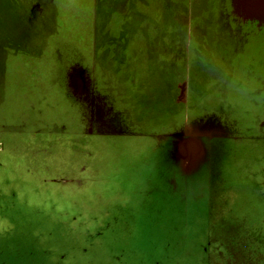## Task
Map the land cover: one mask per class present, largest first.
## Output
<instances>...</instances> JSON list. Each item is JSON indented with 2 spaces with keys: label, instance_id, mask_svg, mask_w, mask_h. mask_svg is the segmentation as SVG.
<instances>
[{
  "label": "rangeland",
  "instance_id": "obj_1",
  "mask_svg": "<svg viewBox=\"0 0 264 264\" xmlns=\"http://www.w3.org/2000/svg\"><path fill=\"white\" fill-rule=\"evenodd\" d=\"M40 6L50 26L32 35ZM204 40L212 51L195 68ZM93 66L125 93L116 111L108 95L84 102L70 86ZM200 69L234 85L210 103L192 85ZM124 96L135 134L110 140ZM175 134L224 137L210 195L168 183ZM207 203L224 209L210 211L220 217L193 259L264 264V0H0V264H113L112 229L143 263L187 264Z\"/></svg>",
  "mask_w": 264,
  "mask_h": 264
},
{
  "label": "flooded vegetation",
  "instance_id": "obj_2",
  "mask_svg": "<svg viewBox=\"0 0 264 264\" xmlns=\"http://www.w3.org/2000/svg\"><path fill=\"white\" fill-rule=\"evenodd\" d=\"M131 6L128 5L127 7L129 8ZM51 18L52 15H50L47 11L43 10L41 8V6L39 7V11L37 13V15L33 18V24L29 27H33L36 24L37 21V25L35 27H33L31 29V33L32 35H35L36 32H45L48 30L49 26H50V22H51ZM97 26H99V23H97ZM39 37V36H37ZM32 39L26 38V45L29 46L30 42ZM205 43H199L200 45H204L205 48L204 50L201 51H197L195 50V53H193L190 49V51L196 55V63H195V68L200 66V62H204V60H207V56L206 54L210 53L212 50L210 47H207L208 45V41L204 40ZM54 40L51 41V44H53ZM104 53H102V59L98 60L99 63V68L102 69L108 76V78L110 77V73L108 70H110V68L112 67V57H113V52H106L105 50L103 51ZM96 54V53H95ZM97 55V54H96ZM201 58V61L198 62V58ZM8 56L5 57V55H3V63H5L7 61ZM7 64V62H6ZM91 67V66H89ZM241 66L238 65V67L234 70L239 71V68ZM90 74L92 75V78H87L83 72H79L81 74H78L76 80H77V85H73L72 79L70 78V86L73 88V90H75V92L78 94L79 99L85 101H91L94 98H99L100 95L105 94L108 95V109L110 110H114L116 111V109L119 106V102L117 100V95L119 93L125 94L121 91V87L118 84L117 80L116 82H111L106 75H102L100 82L98 83L97 79H96V74H97V70L96 67L93 66L91 68V70L89 71ZM70 77V76H69ZM192 77H195L194 80L192 81V85L193 88L196 90V88H198L200 86L201 90L203 91L204 95H208V99L210 103H213L214 97L213 94L217 93V94H221V93H228L230 91V86H233L234 83L230 84V82L228 81V79H230L229 75H226L224 78L223 74H219L218 72H216L213 76H209L208 72L204 73L203 70H199L197 72H194ZM118 79V78H117ZM224 79L226 80V85L224 84ZM106 83L108 85V87H103L102 83ZM248 84V83H247ZM249 86V90L253 91V87ZM235 87V86H234ZM226 89V90H225ZM124 101L125 104L123 105L122 108V119L117 118L114 119L111 123L110 126L108 127L109 130L112 129L115 132V136L114 135H110L108 136L110 140H114V138H119V139H123L126 138L128 135H132L134 136V132L131 129V127H137V124L133 123L132 118H130V112L129 111V102L128 100H126L125 96H124ZM128 113V117L126 119ZM217 116V115H216ZM221 118L223 117L220 116ZM129 118V119H128ZM99 119H94V122H98ZM136 122L138 120H135ZM96 126H100V124H95ZM140 137V135H137L136 138ZM260 138L259 140L262 141L263 138ZM170 141V149L172 148L175 149V146L173 147L172 142H171V138L169 139ZM213 143L215 142H224V138H220V139H214L212 140ZM220 148V147H219ZM220 150V149H219ZM222 150L224 151V143L222 145ZM213 183H209V186H212ZM219 210L224 209L223 206H218ZM201 215L204 216V211L201 212ZM212 218H216V217H220V215H209ZM228 216V215H227ZM228 229L227 226L224 227V232L223 231H218L214 233V237L215 238H219L220 236L224 235L225 236V232ZM110 240H111V248L113 250L112 253V259H113V264H148L146 262H142V260H138L136 253L138 251L137 248H130L128 249L127 252L122 251L121 249L124 247H121L118 243H117V235H116V231L114 229L111 230V236H110ZM258 248H259V243H258ZM117 252H121V256H117ZM139 252V251H138ZM211 258L213 259V261L218 264L216 261H218L216 259V257H214L213 255L211 256ZM214 262H212L210 260V263L213 264ZM226 262V261H225ZM225 264V263H224Z\"/></svg>",
  "mask_w": 264,
  "mask_h": 264
},
{
  "label": "crops",
  "instance_id": "obj_3",
  "mask_svg": "<svg viewBox=\"0 0 264 264\" xmlns=\"http://www.w3.org/2000/svg\"><path fill=\"white\" fill-rule=\"evenodd\" d=\"M171 137H169L167 140H169ZM180 138H181V134H175V138L172 140V145L173 147L175 146V149H173V151L170 154V158H169V162H170V176H168V180L171 179V181H169L168 183H174V178L176 176L181 177V180L178 182L180 184V189L183 193V195H186L188 193H190V191L199 193L206 191L209 195H210V191L212 190V187L209 186V183H212L211 181L214 178L215 173L219 170L218 166H215V169L213 170L211 168V160H213L217 155L216 152H213V146H215L216 148H218L219 152L222 150V145L224 142H216L213 143L212 140L214 139H220V138H213V139H201L199 140L201 142V154L199 155V153L197 154V156L195 158H197V160L194 162V164L192 165V167L187 168V169H183L182 168V162L178 156V146L180 144ZM224 138V137H223ZM164 145H167V142H164ZM149 145H146V148H148ZM220 147V148H219ZM161 148H163V145L158 144L156 145V149L157 150H161ZM172 150V148H171ZM167 151V149H166ZM161 152V151H160ZM219 154V153H218ZM199 174V181H194V178H198L196 174ZM182 175L186 178H189L190 181H183L182 180ZM199 183V186H195V184ZM191 193V194H193ZM209 203V202H208ZM204 204L202 206H198L196 207V209L199 211L198 214V218L200 221H205L203 223L202 226V236L203 239L197 243H195L193 245V247H188L183 253H182V257L183 260L185 259V257L187 256L188 260H190V263L187 264H198V262L196 260L193 259L194 255L197 253L200 254H205V252H203L201 250V248H203L202 246V242L203 241H207V234H208V227L212 224V220L209 215H211L210 211H219L218 206L214 205L213 208H210L209 204ZM204 211V216L201 215V212ZM216 219V218H213ZM173 227L175 229H178L181 233H186L184 229V224L183 221H179V222H174L173 223ZM205 231V233H204ZM212 242V241H211ZM206 243V242H205ZM208 255H209V264L210 263V259L212 254L208 251ZM165 262V258L163 256H161L159 258V262L158 263H164ZM185 262V261H184ZM199 264H206V263H199Z\"/></svg>",
  "mask_w": 264,
  "mask_h": 264
},
{
  "label": "water",
  "instance_id": "obj_4",
  "mask_svg": "<svg viewBox=\"0 0 264 264\" xmlns=\"http://www.w3.org/2000/svg\"><path fill=\"white\" fill-rule=\"evenodd\" d=\"M213 138H223V136L215 135L208 137L206 139ZM201 142L196 136L193 135H181L180 144L178 146V156L182 162V168L187 169L192 167L194 162L197 160L195 158L197 154H201Z\"/></svg>",
  "mask_w": 264,
  "mask_h": 264
},
{
  "label": "bare ground",
  "instance_id": "obj_5",
  "mask_svg": "<svg viewBox=\"0 0 264 264\" xmlns=\"http://www.w3.org/2000/svg\"><path fill=\"white\" fill-rule=\"evenodd\" d=\"M76 79H77V78H75V77L72 78L73 85H75V86L77 85V80H76Z\"/></svg>",
  "mask_w": 264,
  "mask_h": 264
},
{
  "label": "trees",
  "instance_id": "obj_6",
  "mask_svg": "<svg viewBox=\"0 0 264 264\" xmlns=\"http://www.w3.org/2000/svg\"><path fill=\"white\" fill-rule=\"evenodd\" d=\"M4 225L0 222V228H2Z\"/></svg>",
  "mask_w": 264,
  "mask_h": 264
}]
</instances>
